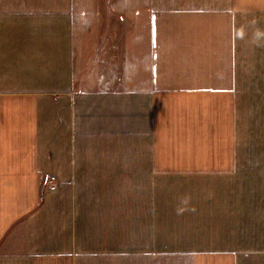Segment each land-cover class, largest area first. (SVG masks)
I'll return each mask as SVG.
<instances>
[{
    "label": "crops",
    "instance_id": "1",
    "mask_svg": "<svg viewBox=\"0 0 264 264\" xmlns=\"http://www.w3.org/2000/svg\"><path fill=\"white\" fill-rule=\"evenodd\" d=\"M250 149L264 0H0V264H264Z\"/></svg>",
    "mask_w": 264,
    "mask_h": 264
},
{
    "label": "rangeland",
    "instance_id": "2",
    "mask_svg": "<svg viewBox=\"0 0 264 264\" xmlns=\"http://www.w3.org/2000/svg\"><path fill=\"white\" fill-rule=\"evenodd\" d=\"M46 107H47V103H46ZM253 145H256L257 144V138H258V134L254 133L253 134ZM245 158L249 159V161H251V163L255 162L256 158H264V151H257V150H254V149H250V150H247L246 151V154H245ZM264 168V167H263ZM257 167L256 165H250L248 167V172H254L256 171ZM249 177H252V175H250ZM54 179H51L49 177H47V185H51V186H54L53 184ZM252 217V216H251Z\"/></svg>",
    "mask_w": 264,
    "mask_h": 264
}]
</instances>
